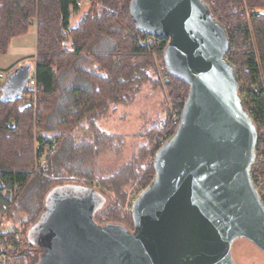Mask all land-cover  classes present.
Segmentation results:
<instances>
[{
    "label": "water",
    "instance_id": "obj_1",
    "mask_svg": "<svg viewBox=\"0 0 264 264\" xmlns=\"http://www.w3.org/2000/svg\"><path fill=\"white\" fill-rule=\"evenodd\" d=\"M130 12L138 30L167 41L166 69L189 86L180 123L133 203V229L95 219L104 198L93 188L52 189L28 231L39 264H236L238 238L264 252L258 127L227 58V27L205 0H132Z\"/></svg>",
    "mask_w": 264,
    "mask_h": 264
},
{
    "label": "trees",
    "instance_id": "obj_2",
    "mask_svg": "<svg viewBox=\"0 0 264 264\" xmlns=\"http://www.w3.org/2000/svg\"><path fill=\"white\" fill-rule=\"evenodd\" d=\"M78 1L0 0V54L9 51L14 37L27 34L34 22L37 26L34 74L28 70V76H23L27 65L23 64L8 73L7 77L14 75L13 80L0 79V216L16 225L19 216L15 211L27 212L25 223L30 225L26 238L35 247V253L20 256L14 264H39L40 253L29 241L28 231L43 212L49 192L64 184L57 180L69 173L79 177L92 174L99 137L97 141L77 142L74 128L81 121L94 124L110 108L131 101L151 73L156 74L149 57L153 53L141 45L145 33L131 18L132 0H90L89 11L73 27L71 17L79 12ZM205 1L227 27V58L235 65L240 86L242 70L256 87L249 92V106L241 89L239 92L258 127L253 179L256 181V171L264 181V17L252 12L264 7V0ZM166 46L164 42L163 49L157 50L162 65ZM33 79L35 84L31 85ZM166 83L181 118L189 86L168 71ZM167 122L155 130L154 154L175 132L180 119ZM44 155L46 163L37 166ZM147 175L143 177L145 188L155 176L154 163L152 175ZM126 225L133 229V219ZM0 237V264L3 255L26 253L22 236L13 227L7 236L0 233Z\"/></svg>",
    "mask_w": 264,
    "mask_h": 264
},
{
    "label": "rangeland",
    "instance_id": "obj_3",
    "mask_svg": "<svg viewBox=\"0 0 264 264\" xmlns=\"http://www.w3.org/2000/svg\"><path fill=\"white\" fill-rule=\"evenodd\" d=\"M89 9L90 3L87 2L78 13H73L71 26L77 25L79 19ZM255 10L261 11L255 14L264 17V7H257ZM245 18L249 23L248 17L245 16ZM149 57L153 59L156 74L151 73V78L142 84L141 89L131 101L115 105L114 109L110 108L105 115L97 118L94 124L91 121H81L74 128L73 134L77 142L97 141L99 137V143L96 142V155L91 162L92 174L88 177H79L69 173L57 180L58 183L83 185L99 192L104 199L97 209L96 219L101 224L115 222L126 225L132 218L133 202L145 189L147 183L144 181V174L147 172L148 177L152 175L155 157L153 140L158 136L155 130L159 129L166 120L169 122L172 119V112L176 111L172 105L166 77L161 70L162 58L157 53L150 54ZM21 74L22 71L19 72V75ZM239 74L243 78L240 89L249 106V92L256 87L249 83L242 70ZM7 75L5 79H0L8 80L10 76L7 77ZM159 135L164 136V132ZM46 161L47 158H41L37 161V166H42ZM261 190L264 192L262 188L259 194ZM15 212L19 216L16 225H12V221L7 220L6 217L0 216V233L7 236L10 228L17 230L22 236L21 245L26 249V253L20 254L16 251L14 254L7 255L11 257L8 264H14L22 255L30 256L35 253V247L30 245L26 238V231L30 224L25 223V220L29 218V214L20 209ZM232 255L236 264H264V252L246 238L235 240Z\"/></svg>",
    "mask_w": 264,
    "mask_h": 264
},
{
    "label": "crops",
    "instance_id": "obj_4",
    "mask_svg": "<svg viewBox=\"0 0 264 264\" xmlns=\"http://www.w3.org/2000/svg\"><path fill=\"white\" fill-rule=\"evenodd\" d=\"M36 45L37 26L34 22L27 34L12 39L9 51L6 54H0V72L5 75V78L10 71L23 64H29V70L34 74L36 70Z\"/></svg>",
    "mask_w": 264,
    "mask_h": 264
},
{
    "label": "built area",
    "instance_id": "obj_5",
    "mask_svg": "<svg viewBox=\"0 0 264 264\" xmlns=\"http://www.w3.org/2000/svg\"><path fill=\"white\" fill-rule=\"evenodd\" d=\"M87 2H90V0H80V1H78L77 6L79 8H81ZM252 12L260 13L261 11L253 10ZM140 40H141V45L147 46L149 48L150 52L153 53V54L154 53H159V52H157V50L163 49L164 42H167L165 39L156 38V37H153V36H149L147 34H145V37H141ZM161 70H162L163 76L167 77V69H166L165 65L161 66ZM4 77H5V75L3 73H0V78H4ZM34 84H35V82H34V80H32L31 81V85H34ZM171 112H172V110H171ZM178 115L179 114H178L177 110L175 112H172L171 117H172V120L174 122H178L179 121L180 117ZM44 158L46 159V155L43 157V159ZM256 158H257V155H256ZM255 161H256V159H255ZM262 161H263V158L262 157L259 158V162H262ZM254 175L256 177V181H254V182H255L257 191L260 193V189H262V188L264 189V181H261V179L258 178V174H257L256 171H255ZM259 195L261 196V198L264 201V192H262V190H261V194H259ZM10 258L11 257H9L7 255H3L1 257L2 264H8V261L10 260Z\"/></svg>",
    "mask_w": 264,
    "mask_h": 264
},
{
    "label": "flooded vegetation",
    "instance_id": "obj_6",
    "mask_svg": "<svg viewBox=\"0 0 264 264\" xmlns=\"http://www.w3.org/2000/svg\"><path fill=\"white\" fill-rule=\"evenodd\" d=\"M38 248V246L36 245V249Z\"/></svg>",
    "mask_w": 264,
    "mask_h": 264
},
{
    "label": "bare ground",
    "instance_id": "obj_7",
    "mask_svg": "<svg viewBox=\"0 0 264 264\" xmlns=\"http://www.w3.org/2000/svg\"><path fill=\"white\" fill-rule=\"evenodd\" d=\"M144 34V33H143ZM34 80V79H33ZM45 156V155H44ZM253 174V173H252Z\"/></svg>",
    "mask_w": 264,
    "mask_h": 264
}]
</instances>
